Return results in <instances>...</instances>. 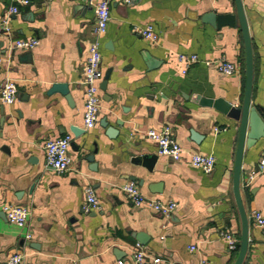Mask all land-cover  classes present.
Masks as SVG:
<instances>
[{
	"label": "crops",
	"instance_id": "1",
	"mask_svg": "<svg viewBox=\"0 0 264 264\" xmlns=\"http://www.w3.org/2000/svg\"><path fill=\"white\" fill-rule=\"evenodd\" d=\"M241 2L253 55L250 104L264 122V0ZM13 4L0 0V18ZM109 9L99 38L98 121L90 129L82 127L81 80L94 14L85 0H29L9 15V35L0 28V84L11 79L16 86L15 100L0 103V261L19 251L28 264H131L139 242L149 257L160 258L158 264H233L238 251H230L221 234L231 231L240 240L232 192L239 121L193 97L242 101L239 25L216 27L204 19L208 13L235 14L234 1L112 0ZM146 23L153 25L155 41L133 31ZM32 37L38 39L34 48H11L12 39ZM181 53L199 58L184 73ZM221 59L239 71L225 75L206 63ZM56 82L68 84L71 104L60 93L48 94ZM165 125L184 150L180 161L158 154L146 134ZM67 133L73 136L70 169L46 168L44 143ZM263 151L264 132L244 145L241 159L248 219L242 264H264V236L250 218L253 209L264 215ZM189 152L212 154L213 169L191 166ZM128 182L148 198L175 201L176 209L165 217L134 206L121 190ZM87 186L101 208L84 213ZM7 205L29 209L25 226L6 219Z\"/></svg>",
	"mask_w": 264,
	"mask_h": 264
},
{
	"label": "built area",
	"instance_id": "2",
	"mask_svg": "<svg viewBox=\"0 0 264 264\" xmlns=\"http://www.w3.org/2000/svg\"><path fill=\"white\" fill-rule=\"evenodd\" d=\"M112 0H85L86 4L93 10L94 14V27L93 35L94 40L90 42L87 54L82 67V80L84 86V101L82 112V127L90 129L94 127L98 121L99 109V83L103 78V71L100 66V41L99 38L105 33L110 19V3ZM127 4L132 0H121ZM29 0H15V4L8 8V13L0 18V28L4 34L9 35L11 29L9 26V15L15 14L18 11L19 5H27ZM133 31L140 35L142 38L155 41L157 34L151 23H146L142 26L134 25ZM38 44L37 38H16L11 41V48L13 50H30ZM178 60L184 64L182 72L186 68L199 61L195 54H178ZM3 55L0 53V69L3 65ZM213 65L217 71L225 75H232L239 71L236 63L226 59L216 60L213 62H206ZM16 98L15 82L11 79H5L0 84V103L9 104ZM216 130V129H215ZM147 136L156 143L157 153L160 155L170 156L174 161H180L184 155V150L176 140L173 131L169 125H165L160 129L149 128L146 131ZM73 136L70 133L64 134L57 138L46 140L44 143L45 160L44 166L51 168L56 172L62 173L70 169L71 157L69 153L70 145ZM188 162L191 166L201 168L206 172L213 169L215 158L212 154H201L197 152L188 153ZM259 164L264 167V151L261 154ZM121 190L125 193L128 199L136 207L147 206L153 211L168 217L176 209V202L173 200H159L148 198L143 195L138 186L133 182L125 183L121 186ZM101 208L100 202L94 190L87 186L85 188V196L82 204L84 213L97 211ZM29 209L23 205H7L5 207L6 219L17 227H23L27 223L29 216ZM250 218L253 224L260 230L264 236V215L257 209L250 212ZM28 236V235H27ZM227 248L230 251H236L239 246V238L231 231H225L221 234ZM190 246V249H194ZM160 258L149 257L142 245L136 242L132 247V261L131 264H158ZM118 264H123L122 260L117 261ZM0 264H28L25 261V255L22 252L14 251L9 254Z\"/></svg>",
	"mask_w": 264,
	"mask_h": 264
},
{
	"label": "water",
	"instance_id": "3",
	"mask_svg": "<svg viewBox=\"0 0 264 264\" xmlns=\"http://www.w3.org/2000/svg\"><path fill=\"white\" fill-rule=\"evenodd\" d=\"M233 1L236 9L235 14L208 13L205 15L204 19L216 27H221L223 25L232 26L235 23H238L239 25L244 47V89L242 101L239 105H234L223 99H207L199 96H194L193 101L202 105L212 106L218 111L224 113L227 117L239 121L232 176V192L240 219L241 232L239 249L233 264H242L248 245V219L240 195L241 159L244 145H251L263 134L264 122L257 109L250 104L253 84V55L251 39L242 2L241 0ZM104 79H107V74H105ZM103 87L104 84H102V88ZM52 93H60L65 97L69 104L72 103L67 83H53L48 89V94ZM74 130L76 129L74 128ZM108 135H110V133ZM193 140L195 139L193 138ZM87 159L91 161L92 156H88Z\"/></svg>",
	"mask_w": 264,
	"mask_h": 264
},
{
	"label": "trees",
	"instance_id": "4",
	"mask_svg": "<svg viewBox=\"0 0 264 264\" xmlns=\"http://www.w3.org/2000/svg\"><path fill=\"white\" fill-rule=\"evenodd\" d=\"M243 81H244V72H243ZM243 89H244V86H243ZM238 249H239V246H238L236 251H238Z\"/></svg>",
	"mask_w": 264,
	"mask_h": 264
}]
</instances>
